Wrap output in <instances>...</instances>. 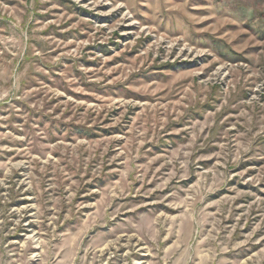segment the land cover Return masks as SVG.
<instances>
[{"label":"rangeland","instance_id":"374dc122","mask_svg":"<svg viewBox=\"0 0 264 264\" xmlns=\"http://www.w3.org/2000/svg\"><path fill=\"white\" fill-rule=\"evenodd\" d=\"M0 264H264V0H0Z\"/></svg>","mask_w":264,"mask_h":264}]
</instances>
